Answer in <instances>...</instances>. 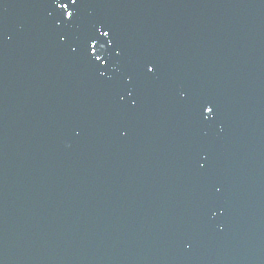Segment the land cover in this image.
Returning <instances> with one entry per match:
<instances>
[{
    "label": "water",
    "instance_id": "water-1",
    "mask_svg": "<svg viewBox=\"0 0 264 264\" xmlns=\"http://www.w3.org/2000/svg\"><path fill=\"white\" fill-rule=\"evenodd\" d=\"M0 264H264V0H0Z\"/></svg>",
    "mask_w": 264,
    "mask_h": 264
},
{
    "label": "snow or ice",
    "instance_id": "snow-or-ice-1",
    "mask_svg": "<svg viewBox=\"0 0 264 264\" xmlns=\"http://www.w3.org/2000/svg\"><path fill=\"white\" fill-rule=\"evenodd\" d=\"M59 6V5H58ZM69 17L65 16V20H68ZM103 36H108V31H104L101 33ZM117 55H119V53H117ZM96 59H99V57H96ZM145 69H146V73H153L154 72V66H148L145 65ZM101 75H103V72L101 73ZM129 83H131V81H128ZM188 102L192 105H199V107L202 110V115L205 117V119H211L212 116L214 115V105H210L207 102H203V101H196L194 99L189 98ZM207 114H211V115H207ZM201 168L204 167L203 164L200 165Z\"/></svg>",
    "mask_w": 264,
    "mask_h": 264
}]
</instances>
